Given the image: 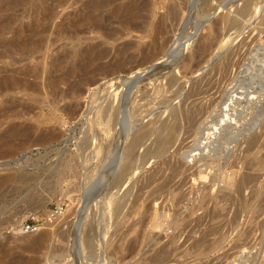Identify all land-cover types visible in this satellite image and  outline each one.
Masks as SVG:
<instances>
[{
  "label": "rangeland",
  "instance_id": "374dc122",
  "mask_svg": "<svg viewBox=\"0 0 264 264\" xmlns=\"http://www.w3.org/2000/svg\"><path fill=\"white\" fill-rule=\"evenodd\" d=\"M66 260L264 264V0H0V264Z\"/></svg>",
  "mask_w": 264,
  "mask_h": 264
},
{
  "label": "bare ground",
  "instance_id": "6f19581e",
  "mask_svg": "<svg viewBox=\"0 0 264 264\" xmlns=\"http://www.w3.org/2000/svg\"><path fill=\"white\" fill-rule=\"evenodd\" d=\"M190 4V3H189ZM194 7V6H193ZM245 8H243V10H242V12L243 13H245V14H249V13H247V8H248V6H244ZM214 8V7H213ZM241 9V8H240ZM239 9V10H240ZM238 11V10H237ZM236 11V12H237ZM239 12V11H238ZM242 13V14H243ZM242 16V15H241ZM223 18V17H222ZM242 18V17H241ZM238 18H236V20H237ZM124 20V19H123ZM223 21H229L230 19H228V18H226V17H224L223 19H222ZM231 20H233V19H231ZM230 20V23H233L232 21ZM241 21V20H240ZM234 23H235V18H234ZM234 23H233V25H234ZM240 24V23H239ZM239 24H237V25H239ZM222 25H224V24H222ZM236 25V26H237ZM215 28V27H214ZM190 35V37L188 38L187 37V41H186V44H189V42L192 40V35L191 34H189ZM228 35V34H227ZM157 37V36H156ZM159 37V36H158ZM215 38V37H214ZM216 39V38H215ZM211 40H213L214 41V39H211ZM210 39H208L207 41H204V42H202L200 45H199V47H198V49H197V53H198V55H202V54H204V53H210L211 52V49H212V56H211V58L209 59V62H212V60L215 58V56H218V54H220L222 51H223V48H224V46H226L227 44H229L231 41H229L230 40V37L229 36H227L222 42H220V44L217 46V48H216V50L215 49H213V41H211ZM232 40V39H231ZM175 43V40H174V42H173V44ZM160 45V44H159ZM157 47V46H156ZM174 46L172 45H170V48H168L169 50H168V52H167V54H169V53H171L170 54V56H173L176 60H178L179 58H180V56H181V54H182V52L184 51V49L186 48V46H175L174 48H173ZM214 50V51H213ZM144 54V53H143ZM166 54V53H165ZM9 55V54H8ZM205 55V54H204ZM166 56V55H165ZM169 56V55H168ZM167 56V58L169 59V57ZM197 57V56H196ZM142 58H143V56H142ZM166 58V59H167ZM230 58V57H229ZM174 59V60H175ZM164 61V60H163ZM159 62H160V60H159ZM173 63H174V61H172ZM208 62V61H207ZM162 63V62H161ZM227 63H228V61H227ZM156 64H158L157 62H155V63H153L151 66H149L146 70L144 69H140L141 71H139V70H137V71H133V72H131L127 77H124V78H122V80H120L121 82H122V84L121 85H123L124 87H122L121 86V90L123 91V95H122V97L121 98H124V96H125V94L128 92V91H130V89L132 88V85L136 82V79H137V77L138 76H143V74H147V73H145V72H149V70H151L152 69V67L154 66V65H156ZM160 64V63H159ZM157 66V65H156ZM194 66V65H193ZM155 67V66H154ZM132 71V70H131ZM124 75V74H123ZM120 83V82H119ZM120 90V89H119ZM121 92V91H120ZM119 92V93H120ZM129 93V92H128ZM120 95V94H119ZM128 97V96H127ZM111 99V98H110ZM118 99V98H117ZM107 100V99H106ZM122 100V99H121ZM125 101V100H124ZM105 102H107V101H105ZM108 104V103H107ZM110 104V103H109ZM105 107H106V105H105ZM123 107V106H122ZM104 108V107H103ZM113 107L110 105V107H109V109H107L106 111H104V112H102V114L104 113V115L109 119H111V117L113 116V113L115 112H113V109H112ZM95 109V108H94ZM106 109V108H105ZM104 109V110H105ZM115 109V108H114ZM118 109V108H117ZM92 110V109H91ZM119 110V109H118ZM117 110V111H118ZM116 111V112H117ZM115 112V113H116ZM117 115V114H116ZM193 115V114H192ZM191 115V116H192ZM186 116V115H185ZM193 117V116H192ZM192 120V119H191ZM193 122V121H192ZM148 127H146L144 130H142L141 129V131L142 132H140V131H138L139 132V134L138 133H136V135H141L142 133H146L147 132V129ZM148 130H149V128H148ZM165 130H166V135L163 137V139L160 141V143H161V146L162 147H165V145H166V143H167V141H168V139L170 138V136L172 135V127H171V125L170 126H167L166 128H165ZM259 131V130H258ZM125 133V132H124ZM142 135H144V134H142ZM138 136V137H139ZM138 137H136V138H138ZM121 139V138H120ZM254 141V140H253ZM255 141H257V140H255ZM133 142V141H132ZM131 142V143H132ZM120 143V142H119ZM252 144H253V142H250L249 144H248V148H247V150H249L251 147H252ZM251 164V163H250ZM260 164V163H259ZM257 167V166H256ZM239 186V185H238ZM87 205V204H86ZM83 207V206H82ZM78 213V212H77ZM22 227V233H23V226H21ZM77 263V262H76Z\"/></svg>",
  "mask_w": 264,
  "mask_h": 264
},
{
  "label": "built area",
  "instance_id": "2783aa9c",
  "mask_svg": "<svg viewBox=\"0 0 264 264\" xmlns=\"http://www.w3.org/2000/svg\"><path fill=\"white\" fill-rule=\"evenodd\" d=\"M62 210V204L55 206L53 209L48 211V215L45 217L39 218V219H32L27 220L22 223L21 226H23V233H34L40 230V224L42 223H48L51 222V220L55 219L56 216H58L61 213ZM62 264H71L70 260H66Z\"/></svg>",
  "mask_w": 264,
  "mask_h": 264
}]
</instances>
